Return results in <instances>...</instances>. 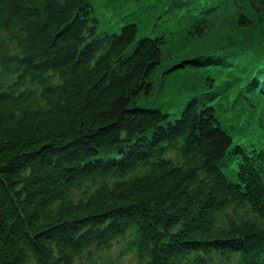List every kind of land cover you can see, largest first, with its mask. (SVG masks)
I'll return each mask as SVG.
<instances>
[{"label":"trees","instance_id":"1","mask_svg":"<svg viewBox=\"0 0 264 264\" xmlns=\"http://www.w3.org/2000/svg\"><path fill=\"white\" fill-rule=\"evenodd\" d=\"M105 1L0 0V264H264V0Z\"/></svg>","mask_w":264,"mask_h":264},{"label":"rangeland","instance_id":"2","mask_svg":"<svg viewBox=\"0 0 264 264\" xmlns=\"http://www.w3.org/2000/svg\"><path fill=\"white\" fill-rule=\"evenodd\" d=\"M90 3L91 5L93 6L94 8V14H95V17L99 20V22L101 23V25H104L105 24V21H104V17H103V14H104V8L102 7V0H90ZM117 254H118V251L115 250L111 255H112V258L113 260L116 262L119 260L116 258L117 257ZM129 263V257H126V258H123L122 260V264H128Z\"/></svg>","mask_w":264,"mask_h":264},{"label":"bare ground","instance_id":"3","mask_svg":"<svg viewBox=\"0 0 264 264\" xmlns=\"http://www.w3.org/2000/svg\"><path fill=\"white\" fill-rule=\"evenodd\" d=\"M261 89H262V88L259 89V92H263V91H264V90H261ZM228 165H231V164L229 163ZM262 178H263V180H262L261 182H259L258 185H259V187H260V189H261L260 191H261V192L263 193V195H264V177H262ZM241 207H242L243 209L245 208L243 205H242ZM253 214H254V213H253ZM253 214L250 213L249 216L252 217ZM112 253H113V252H112ZM112 253H111V254H112ZM122 253H123V252H122ZM263 253H264V251H263ZM128 255H129V253H127V252H126V253H123L121 256L117 254V257H116V258L119 260V262H118V261L115 262V261L113 260V258H112V255H111L110 263H107V264H122V260H123V258L126 257V256H128Z\"/></svg>","mask_w":264,"mask_h":264}]
</instances>
